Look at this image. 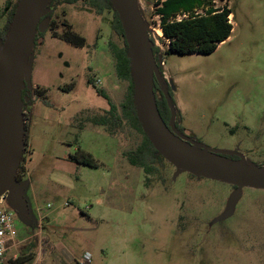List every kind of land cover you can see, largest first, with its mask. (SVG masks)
<instances>
[{"label":"rangeland","instance_id":"1","mask_svg":"<svg viewBox=\"0 0 264 264\" xmlns=\"http://www.w3.org/2000/svg\"><path fill=\"white\" fill-rule=\"evenodd\" d=\"M155 1L138 0L153 40ZM211 1L231 10V36L209 55L164 54L166 88L180 125L199 143L237 148L262 166L264 0ZM15 2L0 0V33ZM52 9L57 32L66 22L85 45L53 38L49 26L34 42L20 164L27 219L10 209L17 235L6 257L26 249V264H264V190L242 188L227 215L232 186L176 176L166 161L153 175L131 166L124 155L141 135L126 120L112 135L92 123L109 110L98 89L117 115L127 94L128 83L115 72L112 48L123 42L113 12L97 14L86 0ZM78 151L91 155L94 167L71 162Z\"/></svg>","mask_w":264,"mask_h":264},{"label":"water","instance_id":"2","mask_svg":"<svg viewBox=\"0 0 264 264\" xmlns=\"http://www.w3.org/2000/svg\"><path fill=\"white\" fill-rule=\"evenodd\" d=\"M117 14L127 47L133 83L136 118L157 155L175 169V175L219 181L235 188L227 215L242 188L264 190V165L255 166L231 152L212 149L181 135L175 127L176 111L164 78L152 52L148 26L138 0H107ZM52 0H18L5 38L0 39V197L7 206L26 220L27 204L23 183L16 182L25 140L22 91L31 88L32 49L35 36L49 26ZM154 81L170 112L168 124L162 120L153 93Z\"/></svg>","mask_w":264,"mask_h":264},{"label":"trees","instance_id":"3","mask_svg":"<svg viewBox=\"0 0 264 264\" xmlns=\"http://www.w3.org/2000/svg\"><path fill=\"white\" fill-rule=\"evenodd\" d=\"M60 1L71 3L76 0H52L50 3V11L46 17L50 19L49 30L51 31L53 38H57L75 47H84L85 39L74 32L70 24L66 22L65 24H61L63 30L61 33L57 32V24L51 19V15L53 5ZM86 1L96 10L97 14H101L104 10L113 12L114 19L112 28L114 32L122 38L123 42L122 48H112V54L115 58V72L120 80L128 83L127 94L123 103L119 107L120 115L116 114L117 109L115 105L111 103L107 95L102 90H97L107 101L109 110L106 112V116L94 119L92 123L104 127L107 133L112 135L117 130L121 121L126 120L131 128L141 135L142 140L141 144L135 151L125 153L124 157L131 166L142 169L146 175H153L155 174L154 170H156L155 165L160 162H165V160L157 155L136 118L135 108L133 106V83L130 74L129 59L127 57V47L118 16L112 10L111 5L107 0ZM17 3L18 0L12 8L11 17L6 25L5 31L0 33V37L3 39L9 29ZM153 7L155 8L153 10V15L159 16V28L162 32L163 38L160 42H162L164 46H167L166 50L161 52L160 48L155 45L154 40L149 38L152 43L153 56L161 74V63L164 54L167 55L171 53L181 56L195 54L209 55L231 36L232 25L229 20V16L232 15L231 10L227 7H222L220 9L216 8L211 0H157L154 2ZM179 16L180 18H178ZM143 18L149 27V22L144 15ZM38 36L42 35L37 32L34 42ZM164 82L166 83L165 80ZM88 84L93 88H96L91 80L88 81ZM70 89L71 87L63 91L68 92ZM29 93L30 91L26 88L22 92L23 108H25V106L27 109L30 108L31 104L24 101V98ZM153 93L159 114L165 124H167L170 118V112L164 97L160 93L159 85L156 81H154ZM157 93L159 94V98ZM70 161L78 165L94 167L91 155L82 151H78L76 156L70 158ZM22 178L23 175L21 167L19 166L16 174V182L21 183L23 180ZM31 258L32 255L25 249L19 251L15 260H12L10 257L9 262L13 264H26Z\"/></svg>","mask_w":264,"mask_h":264},{"label":"built area","instance_id":"4","mask_svg":"<svg viewBox=\"0 0 264 264\" xmlns=\"http://www.w3.org/2000/svg\"><path fill=\"white\" fill-rule=\"evenodd\" d=\"M154 32L153 38L156 46H159V42L162 38V34H159L160 28L158 25V30H152ZM156 34V38H155ZM156 39V40H155ZM162 65V64H161ZM16 230L14 227L13 213L7 206L5 201V196L0 197V264H13L9 262L7 258V249L15 241ZM12 260L17 258V255H13ZM89 263V261H88Z\"/></svg>","mask_w":264,"mask_h":264},{"label":"flooded vegetation","instance_id":"5","mask_svg":"<svg viewBox=\"0 0 264 264\" xmlns=\"http://www.w3.org/2000/svg\"><path fill=\"white\" fill-rule=\"evenodd\" d=\"M0 39L3 40L2 37H0ZM24 91V90H23ZM22 91V92H23ZM161 93V91H160ZM158 94V93H157ZM162 94V93H161ZM158 98H159V94L157 95ZM163 96V95H162ZM24 109V108H23ZM168 124V123H167ZM226 124V123H225ZM175 127L177 129V131L183 135V136H186L187 138L193 140V141H196V142H200L197 138L196 135H194L193 133L187 131V129H185L184 127H182L180 125V118H179V115L178 113L176 112V118H175ZM224 151H227V152H231L232 154H229V155H225L226 157L230 158V159H233V160H238L241 157H243V159L245 160L243 154L241 152H239V150L236 148V149H231V150H224ZM233 187V186H232ZM234 191H235V188L233 187Z\"/></svg>","mask_w":264,"mask_h":264},{"label":"crops","instance_id":"6","mask_svg":"<svg viewBox=\"0 0 264 264\" xmlns=\"http://www.w3.org/2000/svg\"><path fill=\"white\" fill-rule=\"evenodd\" d=\"M161 1H164V0H161ZM155 8L153 7V10H154ZM154 17L156 18V19H158L159 20V16L158 15H154ZM178 18H180V16L178 17ZM162 33V32H161Z\"/></svg>","mask_w":264,"mask_h":264}]
</instances>
